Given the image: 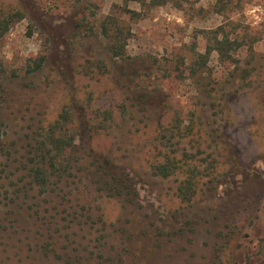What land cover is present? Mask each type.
I'll return each mask as SVG.
<instances>
[{
    "label": "rangeland",
    "instance_id": "rangeland-1",
    "mask_svg": "<svg viewBox=\"0 0 264 264\" xmlns=\"http://www.w3.org/2000/svg\"><path fill=\"white\" fill-rule=\"evenodd\" d=\"M20 5L0 39L16 74L0 112V264H264V0ZM102 21L121 28L124 59ZM62 109L70 176L39 190L33 131ZM191 117L219 168L180 207L146 160L176 143L163 128ZM92 167L128 189L108 197Z\"/></svg>",
    "mask_w": 264,
    "mask_h": 264
},
{
    "label": "trees",
    "instance_id": "trees-1",
    "mask_svg": "<svg viewBox=\"0 0 264 264\" xmlns=\"http://www.w3.org/2000/svg\"><path fill=\"white\" fill-rule=\"evenodd\" d=\"M148 1L149 5L156 7L165 5L172 0ZM20 2L22 0H11L10 3L0 6V39L8 32L13 23L25 15V10L21 8ZM100 30L108 42L111 54L118 57V59H124V47L119 41V35L121 34L119 25L102 21ZM223 43L225 42L222 40L216 42L217 45ZM43 62L44 59L42 58L36 61L29 71L40 70ZM59 72L64 74L63 66L62 68L59 67ZM13 77H16L15 72H9L0 60V112L6 97V84ZM68 119H71L70 112L62 109L53 121L41 124L33 131L37 146L36 150L39 155L38 164H35L31 170V183L39 190H44L49 184H52V178H58L57 180L62 181L70 176L68 169L72 160H70L69 147L73 136L62 134L64 132H62V129H64L63 124ZM169 124L170 126L163 129L170 135L171 139H175L176 143L172 146L160 145L154 147L151 156L146 160L147 167L153 176L171 182L173 185L171 188L172 196L177 200L180 207H184L192 203L203 185L214 181L215 177L218 176L217 168L219 166L212 155H210L209 161L201 157L204 153L202 148L207 141L208 134L197 118L193 119L191 117L190 124L184 127H182V122L178 120H174ZM188 146L192 149L191 151H189ZM65 152L69 158L63 157ZM94 159L101 162L99 158ZM83 162L87 163L85 159ZM91 175L96 184L99 187L102 186L103 189L101 190L107 193L108 197L116 192L120 193L122 190L128 189L127 186L122 184V178L120 177L112 175V177L107 176V178H104V174L95 168Z\"/></svg>",
    "mask_w": 264,
    "mask_h": 264
}]
</instances>
